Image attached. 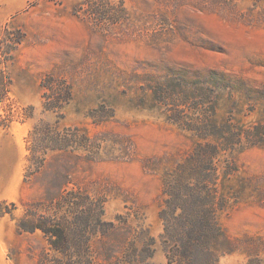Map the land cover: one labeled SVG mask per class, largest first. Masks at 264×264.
<instances>
[{"label":"rangeland","instance_id":"rangeland-1","mask_svg":"<svg viewBox=\"0 0 264 264\" xmlns=\"http://www.w3.org/2000/svg\"><path fill=\"white\" fill-rule=\"evenodd\" d=\"M204 213L264 264V0H0V264H169Z\"/></svg>","mask_w":264,"mask_h":264},{"label":"trees","instance_id":"trees-1","mask_svg":"<svg viewBox=\"0 0 264 264\" xmlns=\"http://www.w3.org/2000/svg\"><path fill=\"white\" fill-rule=\"evenodd\" d=\"M206 216H189L188 223L189 227L183 234L187 235V239L180 238L176 240L175 246H178L177 254L173 253V256L168 253L169 264H215L216 260L209 248L208 241L219 235V229L214 221L213 214L204 213ZM208 217V218H205ZM27 232H35L36 230H41L45 236L49 238L51 248L66 255L67 260L65 262H59L58 264H96L92 256V248L90 246H85L84 249L77 252L78 257L75 258V248L67 243L68 236L70 235L68 229L63 226L55 227L54 225H38L30 228L21 226ZM177 236H175V239ZM182 237V236H181ZM69 255V256H68ZM84 255L85 257H81ZM209 258L204 260V256ZM183 257L185 260L177 261L175 258ZM39 264H47V259L44 256Z\"/></svg>","mask_w":264,"mask_h":264}]
</instances>
